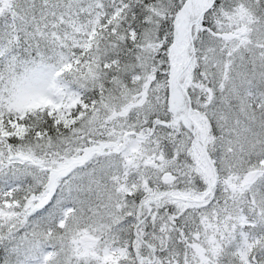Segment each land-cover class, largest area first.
Returning a JSON list of instances; mask_svg holds the SVG:
<instances>
[{
    "label": "snow or ice",
    "instance_id": "snow-or-ice-1",
    "mask_svg": "<svg viewBox=\"0 0 264 264\" xmlns=\"http://www.w3.org/2000/svg\"><path fill=\"white\" fill-rule=\"evenodd\" d=\"M0 264H264V0H0Z\"/></svg>",
    "mask_w": 264,
    "mask_h": 264
}]
</instances>
